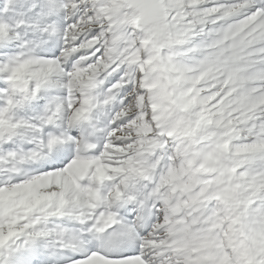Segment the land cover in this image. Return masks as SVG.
Returning <instances> with one entry per match:
<instances>
[{
  "label": "snow or ice",
  "instance_id": "6c2138e0",
  "mask_svg": "<svg viewBox=\"0 0 264 264\" xmlns=\"http://www.w3.org/2000/svg\"><path fill=\"white\" fill-rule=\"evenodd\" d=\"M0 264H264V0H0Z\"/></svg>",
  "mask_w": 264,
  "mask_h": 264
}]
</instances>
